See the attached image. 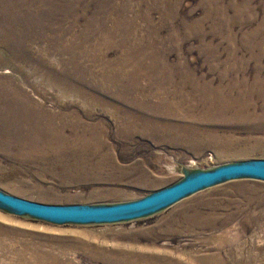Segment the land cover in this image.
I'll use <instances>...</instances> for the list:
<instances>
[{"label": "rangeland", "instance_id": "1", "mask_svg": "<svg viewBox=\"0 0 264 264\" xmlns=\"http://www.w3.org/2000/svg\"><path fill=\"white\" fill-rule=\"evenodd\" d=\"M0 30V89L25 105L19 135L1 106L8 194L120 203L264 160V0H0ZM0 264H264V181L117 224L0 208Z\"/></svg>", "mask_w": 264, "mask_h": 264}, {"label": "water", "instance_id": "2", "mask_svg": "<svg viewBox=\"0 0 264 264\" xmlns=\"http://www.w3.org/2000/svg\"><path fill=\"white\" fill-rule=\"evenodd\" d=\"M242 179L264 181V160L228 163L199 171L141 199L112 204H44L0 190V208L59 225L117 224L152 216L198 192Z\"/></svg>", "mask_w": 264, "mask_h": 264}, {"label": "bare ground", "instance_id": "3", "mask_svg": "<svg viewBox=\"0 0 264 264\" xmlns=\"http://www.w3.org/2000/svg\"><path fill=\"white\" fill-rule=\"evenodd\" d=\"M4 9H7L9 11V7H7V5ZM15 14L17 17L15 16ZM23 20L26 21V17L21 18L20 13H13L12 18L10 19V21L14 22V23L18 21V23H16L18 25L21 24ZM22 26H25V25H22ZM1 32H3V30H0V33ZM9 47L10 46H5L6 49H10ZM10 59H12V58H10ZM8 89H11V88H8ZM11 94L13 96H9L7 89H5V88L0 89V118L3 116V114H2L3 111L1 108V106H3V107H5V109H7V113H8V115H7L8 119H4L3 123H5V125L9 129L10 133H15V134L19 135L20 133H22L23 129L25 128V121L23 118L24 117L23 110H24L25 105H24V102H23L24 100L22 99L23 97L21 94L17 93L15 95L12 92H11ZM3 125L4 124H0V132L8 131L6 128H3Z\"/></svg>", "mask_w": 264, "mask_h": 264}]
</instances>
